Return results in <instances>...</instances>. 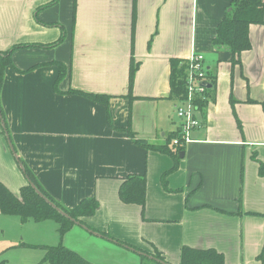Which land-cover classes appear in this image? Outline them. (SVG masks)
Here are the masks:
<instances>
[{"label":"crops","instance_id":"crops-1","mask_svg":"<svg viewBox=\"0 0 264 264\" xmlns=\"http://www.w3.org/2000/svg\"><path fill=\"white\" fill-rule=\"evenodd\" d=\"M230 2L0 0V52L28 46L11 53L0 91V182L25 186L17 158L64 207L94 198L98 209L84 219L92 230L140 253L155 249L168 264H179L184 246L213 249L227 264H264V25L250 26L251 49L232 65L213 45ZM193 53L215 84L163 185L174 160L143 146L178 134L171 61L186 65ZM57 63L67 69L59 92ZM129 175L146 177L143 208L119 199Z\"/></svg>","mask_w":264,"mask_h":264},{"label":"trees","instance_id":"trees-1","mask_svg":"<svg viewBox=\"0 0 264 264\" xmlns=\"http://www.w3.org/2000/svg\"><path fill=\"white\" fill-rule=\"evenodd\" d=\"M253 25H264V1L263 0H231L229 9L224 18L216 28V36L213 39V45L217 48H226L230 53V62L232 65L239 64V57L243 52L251 49L249 39V28ZM60 42V41H59ZM28 46H14L6 52H0V91L4 81L5 70L14 68L11 62V53L18 49ZM59 73L54 84V89L58 91L57 85L67 75V69L61 63H57ZM186 65L182 61H171V72L169 78V99L177 102L182 101L186 97ZM133 77V69L130 72V79ZM207 79L215 84V79ZM69 94H76L86 98L92 102L107 104L109 96L85 93L81 91H68ZM130 94H128L129 96ZM198 103V105H197ZM203 104V102H202ZM200 99H197V108L202 106ZM264 110V101L261 103ZM0 115L4 121L3 113L0 109ZM172 135L174 137H172ZM166 139V144L151 145L147 144L143 147L149 151H156L167 154L174 160V166L161 177L162 184L165 185V178L171 172L176 170L179 154L184 151V146L175 147L172 144L173 139L177 137L172 134ZM23 174L26 178V184L19 190L18 197L15 196L4 184L0 182V214L4 216H17L22 222L33 220L35 222L54 221L59 226V231L64 234L73 226H83L88 231L100 234L102 237L115 242L119 246L137 251L128 245L113 239L107 233H101L88 227L84 219L91 217L98 209V202L94 199H84L74 208L68 209L56 202L38 183L37 179L30 170L22 163ZM259 174L264 176V165L260 164ZM32 183L35 188L51 203H53L62 212L69 216V219L62 217L48 204H46L29 185ZM146 193V177L145 175H129L119 187L118 196L123 204L137 205L141 208L145 205ZM151 257L164 261L160 253L154 249ZM47 264H89L87 261L79 257L77 254L60 246L52 248L45 257ZM179 264H227L222 254L213 249H196L184 246L180 250Z\"/></svg>","mask_w":264,"mask_h":264},{"label":"rangeland","instance_id":"rangeland-1","mask_svg":"<svg viewBox=\"0 0 264 264\" xmlns=\"http://www.w3.org/2000/svg\"><path fill=\"white\" fill-rule=\"evenodd\" d=\"M200 101L202 104L203 100ZM184 107L186 104L177 101L176 108ZM15 187L11 185L10 191L18 197L21 187ZM85 230L73 226L61 234L58 224L54 221L22 222L17 216L0 214V264H47V253L60 246L77 254L89 264H160L146 256L137 255L139 253L125 252L119 248L124 246L105 242V238L97 233L93 235L102 237L101 239L90 236ZM88 237H93L103 244L91 242ZM114 249L117 250L113 251Z\"/></svg>","mask_w":264,"mask_h":264},{"label":"built area","instance_id":"built-area-1","mask_svg":"<svg viewBox=\"0 0 264 264\" xmlns=\"http://www.w3.org/2000/svg\"><path fill=\"white\" fill-rule=\"evenodd\" d=\"M186 67V97L182 100L186 107L176 108L180 124L177 137L172 141L175 147L185 146L189 143L191 132L200 127L201 122L195 117V113L199 109L196 101L197 99L204 100V93L207 90L201 86L202 83L208 82V71L203 56L193 53L186 61Z\"/></svg>","mask_w":264,"mask_h":264},{"label":"water","instance_id":"water-1","mask_svg":"<svg viewBox=\"0 0 264 264\" xmlns=\"http://www.w3.org/2000/svg\"><path fill=\"white\" fill-rule=\"evenodd\" d=\"M201 86L203 87V88H205V89H211L212 88V85L210 84V83H207V82H204V83H202L201 84ZM9 145H10V143H9ZM10 149H11V151H12V153L14 154V152H13V148L11 147V145H10ZM179 158L180 159H182L183 158V153L181 152L180 154H179ZM16 160L19 162V160L16 158ZM19 165H20V163H19ZM21 166V165H20ZM29 185L35 190V192H36V194L46 203V204H48L52 209H54L58 214H60L62 217H64V218H66V219H69V216L66 214V213H64V212H62L59 208H57L53 203H51L48 199H46L36 188H35V186L32 184V183H29ZM83 227V226H82ZM84 228V227H83ZM84 229H86V228H84ZM87 230V229H86ZM88 231V230H87ZM89 232H91V231H89ZM91 233H93V232H91ZM93 234H95V233H93ZM137 253H139V254H141V255H143V256H146V257H148V258H150L151 260H154V261H156V262H158V263H160V264H165V263H163L162 261H160V260H158V259H155V258H153V257H151L150 255H147V254H144V253H140V252H137Z\"/></svg>","mask_w":264,"mask_h":264}]
</instances>
